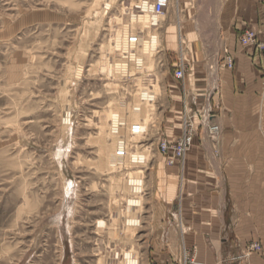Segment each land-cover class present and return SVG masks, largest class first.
Segmentation results:
<instances>
[{
	"label": "rangeland",
	"instance_id": "obj_1",
	"mask_svg": "<svg viewBox=\"0 0 264 264\" xmlns=\"http://www.w3.org/2000/svg\"><path fill=\"white\" fill-rule=\"evenodd\" d=\"M138 1L0 0V264H123V252L139 264H220L217 257L226 256L198 251V217L180 212L183 160L172 181L158 148L180 137L184 106L194 115L193 104L202 107L210 95L204 103L203 60L215 47L211 34L200 33L207 0H171L156 30L129 22ZM118 31L145 43L156 34L148 57L142 46L136 51L143 70L115 48ZM180 63L184 80L174 78ZM141 90L154 102L140 103ZM112 112L123 117L124 138L132 124L145 123L146 134L128 141L147 157L142 168L127 160L110 165L117 138L105 116ZM66 114L71 126L63 125ZM193 118L198 150L203 130L198 112ZM131 178L142 179L141 195L132 194ZM134 197L141 205L127 212ZM191 207L198 215V203ZM131 218L134 228L126 224ZM249 245L240 260L251 255Z\"/></svg>",
	"mask_w": 264,
	"mask_h": 264
},
{
	"label": "crops",
	"instance_id": "obj_2",
	"mask_svg": "<svg viewBox=\"0 0 264 264\" xmlns=\"http://www.w3.org/2000/svg\"><path fill=\"white\" fill-rule=\"evenodd\" d=\"M204 10L209 19L201 20L200 33L211 34L208 41L215 47L203 60L202 101L208 90L210 95L202 107L193 106L200 118L209 111L220 132L214 143L202 131L198 150L192 144L184 157L178 169L180 212L185 219L198 217V251L210 247L215 256L226 251L217 257L220 264H264V60L254 47L238 42L245 31L258 33L257 41L264 42V0H207ZM224 49L233 59L232 70L219 67ZM177 164L168 167L172 181ZM176 195L168 202L174 203ZM194 201L198 215L191 211ZM204 235L210 236L208 245ZM252 243L260 245V252L240 260Z\"/></svg>",
	"mask_w": 264,
	"mask_h": 264
},
{
	"label": "bare ground",
	"instance_id": "obj_3",
	"mask_svg": "<svg viewBox=\"0 0 264 264\" xmlns=\"http://www.w3.org/2000/svg\"><path fill=\"white\" fill-rule=\"evenodd\" d=\"M105 8H106V10H108L110 8V6L108 4H106L105 5ZM134 9L136 10V11L133 10L136 13V15L134 13H130V15L128 14L129 17L127 16L128 17V20L130 19L129 22H131L132 24L133 23L134 24H137V26H138L139 29H143L146 25H148V28L150 30L152 28L156 30V27L159 25V22H160V17L159 16H153V15L149 14V4H147L145 0H139L138 3L136 4V6L134 7ZM125 31H126V29L123 30V33H126ZM120 32L118 31V33L116 34V36L114 38L115 48L118 51H120V52H124L123 54H125L128 57L127 59H130V58L133 59V57H134V59H135V66L137 67V69H142L143 68V64H144L143 63V59L145 60V58H143V57H142L143 59H140L141 57L140 58H136V57H138L139 54H141L140 52H138L139 54L136 53V51H137V49L140 46H142L143 47L142 48L143 50L141 52L143 53V55L145 57H148L150 53H152L153 51H155V48L157 46V39L158 38L156 37V34L155 35H149V36H147V38H148L147 43L142 42L141 39L139 38V36L137 34H135L133 36H136L137 35L136 37H137V41L138 42L136 44H130L128 40H124L123 39V37L121 36L123 33H122V31H120ZM150 32H152V31H150ZM132 48H133V50H131ZM112 62H114V61H112ZM114 69L116 71H119V72H122V73H126V66L124 64H115L114 65ZM154 99H155V97L150 92H148L147 90H141V92L139 94V101H140V103L144 102L146 104H150V103L154 102ZM188 110H189V108H188ZM134 112L136 114L137 113H140L141 112L140 106L138 108H136L134 110ZM121 117L122 116H120V114L118 112H112L109 115L105 116V119H107V118L110 119V123H111L110 132H109L110 135L116 136V137H114L115 139L117 138V141L114 143V152H113V156L111 158L112 161H110V165L112 166V168H115V166H116L115 165V162L116 163H118V162L120 163L122 160H127L130 164H132V165L138 167V169H140V168H142L141 165H143V166L145 165L147 157L144 154L136 153L135 151L129 150V148H128V146H129L128 145V141L133 140L135 138H139V137L144 136L146 134V131H147L146 125L143 122H137V123H135V124H138V125H141L142 126L144 134L134 136V135H130L129 134L130 131L127 130L128 134H129V136H128L129 138L128 137L127 138H124V136L121 135L122 130H123L122 128H120V124L123 123L122 122V118L123 117L122 118ZM210 119H211L210 116H206V122H207L206 125L207 124L208 125H211L210 124ZM70 124H71L70 115L69 114H66L65 117H64V120H63V125H65V126H68V125L71 126ZM210 138L212 139V137H210ZM217 140H218V135H216L215 140H212V141H214V143H217ZM121 147H123L124 149H126V155L127 156L125 158L119 159V158L116 157L115 151L118 148H121ZM139 173H141V171H139ZM141 180L138 179V178H136V179H134V178L129 179L128 185L131 188L132 194L137 195V196H139V195L142 194V191L143 190H142V181ZM125 205L127 206V209H128L127 212H129L131 208L140 207L141 203H140V200L137 197H134V198H128V199H126V204ZM133 212H134V210H133ZM126 224H127V227L134 228V227L137 226L138 222L134 218L133 219L131 218V219H128L127 220ZM104 226H105V224L103 222H98V227L99 228H103ZM123 260H124V263L123 264H139L131 252H127V253H124L123 252Z\"/></svg>",
	"mask_w": 264,
	"mask_h": 264
},
{
	"label": "built area",
	"instance_id": "obj_4",
	"mask_svg": "<svg viewBox=\"0 0 264 264\" xmlns=\"http://www.w3.org/2000/svg\"><path fill=\"white\" fill-rule=\"evenodd\" d=\"M147 4H149V14L153 16H163L170 4V0H145ZM258 33L252 32V31H245L243 32L239 38L238 42L243 47H254L259 55L264 60V42H258L257 41ZM128 41L130 44H136L137 37L136 36H130L128 38ZM221 67H223L226 70H232L233 68V59L230 54L227 53V51H223L221 55ZM174 78L176 80H184L185 78V69L183 65L180 63L178 68L174 72ZM188 107V106H187ZM184 106L185 108V120L183 125V130L179 138H177L174 142L170 143L167 140H162L159 143V153L162 156V158L165 160L166 167H171L175 164V162H179L184 159L186 153L190 150L193 141L195 139L196 135V126L193 121V116L197 117V112H194V115H191V110ZM189 117H187L188 114ZM210 116V112L208 111L205 116L199 119V125L198 127H201L203 132H205L207 137L216 138V135L219 134V128L217 126L213 125H206V116ZM130 135H142L144 134L143 128L141 125L133 124L129 128ZM115 155L117 158L122 159L125 158L126 155V149L123 147L118 148L115 151ZM261 250L260 245L258 243L250 244L247 248V256L250 254L259 253Z\"/></svg>",
	"mask_w": 264,
	"mask_h": 264
},
{
	"label": "water",
	"instance_id": "obj_5",
	"mask_svg": "<svg viewBox=\"0 0 264 264\" xmlns=\"http://www.w3.org/2000/svg\"><path fill=\"white\" fill-rule=\"evenodd\" d=\"M211 140H215L214 138H212Z\"/></svg>",
	"mask_w": 264,
	"mask_h": 264
}]
</instances>
